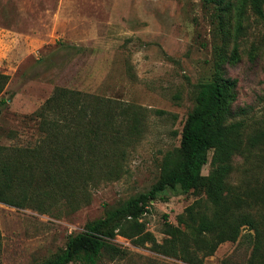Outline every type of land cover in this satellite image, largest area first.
Masks as SVG:
<instances>
[{"label":"rangeland","instance_id":"374dc122","mask_svg":"<svg viewBox=\"0 0 264 264\" xmlns=\"http://www.w3.org/2000/svg\"><path fill=\"white\" fill-rule=\"evenodd\" d=\"M0 73L9 77L0 95V147L34 148L43 137L35 113L47 101L61 121L81 117L91 98L110 101L127 120L134 113L140 132L119 177L90 187L87 205L40 214L0 203V264L43 263L87 222L148 192L178 155L197 85L213 78L231 85L228 118L244 123L248 144L228 183L264 189V138L249 146L264 129V25L242 0H0ZM198 199L205 201L203 191L159 193L143 214L147 231L161 243L164 223L176 225ZM110 243L125 254L103 253L98 264H189L149 243L121 236ZM251 249L245 239L227 241L201 264H247Z\"/></svg>","mask_w":264,"mask_h":264},{"label":"trees","instance_id":"16d2710c","mask_svg":"<svg viewBox=\"0 0 264 264\" xmlns=\"http://www.w3.org/2000/svg\"><path fill=\"white\" fill-rule=\"evenodd\" d=\"M242 2L264 25V0ZM8 80L0 73V95ZM230 90L221 78L200 82L181 130L178 155L165 161L150 190L87 222L81 232L67 238L61 252L40 264H98L103 253L123 256L125 252L110 243L116 236L136 246L149 243L157 253L189 264H201L220 244L242 238L252 248L247 264H264V189L233 188L228 183L234 160L248 147L244 123L228 118ZM51 103L35 113L43 137L34 148L0 147L4 205L40 214H50L59 206L73 211L87 205L90 187L119 177L126 147L140 134L134 113L127 120L126 110L117 112L110 101L91 98L85 113L69 121L54 116L60 114L49 115ZM263 138L264 129L249 141L250 148ZM210 151L211 170L204 176ZM166 190L203 191L205 201L198 199L186 207L176 217V225L164 223L165 238L158 243L142 218L148 204Z\"/></svg>","mask_w":264,"mask_h":264}]
</instances>
